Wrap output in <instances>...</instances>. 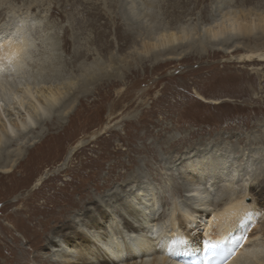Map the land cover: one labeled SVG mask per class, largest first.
I'll return each mask as SVG.
<instances>
[{"label": "rangeland", "instance_id": "obj_1", "mask_svg": "<svg viewBox=\"0 0 264 264\" xmlns=\"http://www.w3.org/2000/svg\"><path fill=\"white\" fill-rule=\"evenodd\" d=\"M147 1L8 0L0 6V32H9L11 39L23 38L30 44L27 46L30 54L27 53L23 67V73H26L20 75L14 85H25L26 81L30 83L38 79L39 68L47 57L54 63L58 60L55 65L60 73L75 77L81 73L82 62L90 64L98 60L105 66L109 65L111 58L117 62L113 69H108L114 76L105 83L90 87L89 94L77 100L69 116L52 114L48 121L39 122L9 144L11 149L7 148V153L10 158L19 151L24 153L15 169L8 174L0 173V264H43L44 261L51 264L50 261L55 259L53 253L61 248L47 247V242L43 248L24 254V251L33 250L32 239L39 229L36 222L42 221L43 209L49 210L51 203L58 200L81 199L87 202L89 197L101 203L105 200L102 199L103 194L95 192L92 183L101 185L108 168L113 169L112 177L123 172L121 167L128 164V155L138 157L142 173H148L144 177L149 184V188L140 190L134 184L131 190L137 189L135 193L146 196L148 200L149 190L154 187L155 193L159 192L157 198L169 196L162 191L166 192V188L171 187L170 179L172 183L185 184L177 168L181 156L186 155V151L181 149L186 146L168 154L162 150L166 148L167 141L194 133L196 138L188 144L190 149L194 146V150H202L208 145L212 150L214 146L209 143L219 144L220 140L212 139L223 135L228 138L224 141L228 143L229 147L225 144L228 150L232 145L235 147L233 151L242 152L249 144L253 145L251 148L264 149V58L253 57L239 62L235 59L238 52H215L202 57L186 53L178 61L151 65V58L145 57L141 51L145 38L141 32H144L148 20L137 18L138 13L146 10L144 4ZM220 1L152 0L156 3L151 11H156L162 20L172 25L178 20L177 23L195 25L198 29L208 24V18L216 17ZM262 5L264 0H251L243 8L254 9ZM4 15L7 20H2ZM244 49L238 46L237 50L243 54ZM43 86L40 83L39 88H46ZM28 104L30 102L27 107L25 105L26 109ZM5 105L7 103L0 110V120L19 121L21 113ZM174 121L176 124H172ZM143 136L145 139L141 140ZM237 139L238 143L235 142ZM143 145H154L160 164L146 168L144 163L148 158L133 152ZM263 151L256 152V157ZM202 157L199 160L202 161ZM230 158L232 161L233 155ZM239 162L241 168L248 163L245 158ZM260 164L256 167L249 163V171L258 174L264 169V164ZM241 168L235 167V170L240 171ZM239 184L244 185L238 183L235 186ZM207 185L201 188H207ZM116 186H112V192ZM208 195V199H212L213 193ZM180 196L175 194L174 197L178 203L182 199ZM18 197L22 201L16 203ZM67 215H70L67 224L76 228L80 212ZM52 226L58 228L54 222L50 223ZM13 237L17 239L16 246L12 243ZM24 238H29L30 244ZM10 247L15 256L10 253ZM34 256L36 260L32 259ZM14 257L19 260L14 261Z\"/></svg>", "mask_w": 264, "mask_h": 264}, {"label": "bare ground", "instance_id": "obj_2", "mask_svg": "<svg viewBox=\"0 0 264 264\" xmlns=\"http://www.w3.org/2000/svg\"><path fill=\"white\" fill-rule=\"evenodd\" d=\"M7 1L0 0V6ZM250 1L221 0L217 6L216 17L211 16L204 28L197 29L195 25H182L175 19L173 25L165 22L155 13L156 11H151L156 2L152 3V0H148L144 4L146 10L143 9L137 14V18L143 17L148 20V24L144 26V32H141L145 35L141 51L145 57L151 58V65L178 61L186 53L202 57L215 52L225 54L238 52L240 54L237 53L238 56L235 59L239 62L249 61L253 57L263 59L264 12L262 9L264 5L254 9H247L246 6L244 9V4ZM236 4L237 7L234 6ZM4 19L5 15L2 16V20ZM202 29L204 32L201 31ZM8 33L0 32V110L2 111L4 104L7 103L9 107L21 113V119L14 123L7 119L0 120L2 121L0 123V173L2 174H8L15 169L21 154L24 153L17 149L19 152L13 154L14 157H9L7 148L14 139L39 122L48 121L52 114L60 113L69 116L77 100L89 94L90 87L98 86L114 76L108 69H113L117 65L113 58L109 59V65L106 66L104 62L101 63L98 60L90 64L82 62L81 73L79 77H75L60 73L61 71L59 72L55 65L58 60L54 63L50 58L47 60V57L39 68L42 73L36 70L40 72L38 79L30 83L26 81L25 85L18 83L14 85L20 75L26 73V71L23 73V67L26 55L29 53L27 46L30 44H27L23 38L11 39ZM238 46L245 48L243 54L237 50ZM33 67L32 65L31 68ZM31 73L33 74L34 71ZM40 83H43L45 85L43 87L46 88H39ZM28 102L30 105L28 104L29 108L26 109L25 105ZM7 105L5 106L8 107ZM131 124L136 125L135 122ZM172 124H176L175 121ZM194 138L196 136L192 133L182 139L167 141L166 148H162L168 153L186 146L185 149H181L186 151V155L181 156L177 168L185 183L184 186L172 183L170 179L168 181L171 187L166 188V192L162 191L169 196L157 198L156 194L159 192L155 193L157 190L154 187L149 190L148 200H146V196L137 194L135 191L147 186L149 188L144 177L148 173L144 170L145 174L142 173L138 157L128 155V164L121 167L123 172L112 177L113 169L108 168L101 185L92 183L94 191L103 194L102 199L105 200L101 203L87 197V202L81 199L63 200V202L58 200L51 203L49 210L43 209L40 215L41 218L43 217L42 221L36 222L39 229L32 239L33 250L24 251V254L43 248L44 243L47 242V247L61 248L53 253L55 257L53 261L48 260L51 264H183L182 260L186 255H194L198 251V248L188 246L203 248L213 246L222 240L226 241L225 245L229 252L224 264H264V169L257 174V172L249 171L250 166L248 167L249 163L256 167L260 163V165L264 164V151L258 158L256 157V152L260 153L264 149L251 148L253 145L249 144L242 152L233 151L235 147L232 145L231 150H228L226 147L228 143L224 142L228 138L221 135L212 139L220 140L219 144L218 142L209 143L214 146L212 150L208 149V145L202 150H194L192 146V150L191 145L188 144H191L190 141ZM144 139L143 136L141 140ZM53 140L56 141L57 138L54 137ZM238 141L237 139L235 142L238 143ZM133 152L148 158V161L144 163L148 169L151 164H160L161 159H158L154 145H143L141 148H135ZM235 153L239 156H235ZM231 155H233L232 161H230ZM202 156L204 159L207 156L206 160H199ZM155 158L157 160H152V163L151 159ZM244 158L248 163L246 166L244 164L245 168H241L239 161H243ZM261 158L263 159L260 160ZM235 167L241 170L237 171ZM182 169L183 172H181ZM39 182L40 179L37 180V183ZM93 182H95L94 179ZM238 183L244 185L235 186ZM115 184H117L116 189L112 192L111 188ZM134 184L137 189L132 191L131 187H134ZM205 185L208 187L202 189L201 187ZM84 187L81 188L82 191ZM182 192L186 194L183 195ZM209 192L213 193L212 199H208ZM175 194H180L182 197L179 203L174 198ZM204 194L206 197H202ZM85 196L88 195H81V197ZM169 200L172 202L167 204ZM20 201L22 198L18 197L15 202ZM168 205L170 207L166 208ZM69 212H80L76 228L67 224ZM53 222L58 228L50 227V223ZM24 239L30 244L29 238ZM12 243L16 246V237L12 238ZM37 244L38 248L35 247ZM12 250L13 248L10 247V253L15 256ZM22 254L23 251L21 256ZM24 259L27 260L26 257ZM32 259L36 260L37 257L34 256ZM13 260L19 259L14 257Z\"/></svg>", "mask_w": 264, "mask_h": 264}]
</instances>
